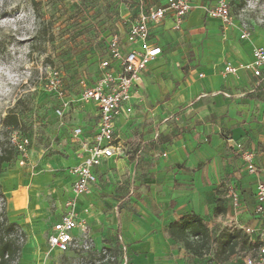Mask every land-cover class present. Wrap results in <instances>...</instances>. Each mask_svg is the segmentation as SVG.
I'll list each match as a JSON object with an SVG mask.
<instances>
[{
  "label": "crops",
  "instance_id": "obj_1",
  "mask_svg": "<svg viewBox=\"0 0 264 264\" xmlns=\"http://www.w3.org/2000/svg\"><path fill=\"white\" fill-rule=\"evenodd\" d=\"M203 3L194 0L181 29L173 28L171 17L151 26L150 42L163 53L142 74L134 113L117 120L122 152L103 163L90 192L77 196L84 218L75 232L78 244L120 254L103 264H121L124 254L129 264H218L212 250L197 256L171 235L170 224L190 213L205 220L212 237L226 228L260 225L253 212L256 185L264 181V92L251 69L228 75L225 67L250 65L264 43L256 35L243 39L238 25L209 18ZM89 106L91 120L77 126L91 140L99 118L96 104ZM77 126L62 154L45 160L44 171L8 183L12 220L25 210L45 218L36 232L41 239L34 235L38 243L75 197L70 168L85 156L72 136ZM239 143L255 152V172L238 152ZM39 219L35 214V223ZM237 254L223 264H232Z\"/></svg>",
  "mask_w": 264,
  "mask_h": 264
},
{
  "label": "rangeland",
  "instance_id": "obj_2",
  "mask_svg": "<svg viewBox=\"0 0 264 264\" xmlns=\"http://www.w3.org/2000/svg\"><path fill=\"white\" fill-rule=\"evenodd\" d=\"M214 1L204 0L205 12ZM162 2L0 0V158L13 151L11 161L2 163L0 169V222L7 216L21 223L28 233L15 264L100 263L91 258L94 251L89 242L83 247L77 243L67 252L52 249L48 228L43 232L42 243L36 242L34 235L45 218L39 210L33 215L25 210L12 220L8 183L15 177L27 182L34 173L44 171L45 160L62 154L71 143L70 129L91 120L90 102L84 99L83 86L99 71L105 41L112 35L125 36L141 13ZM232 13L229 25H238L241 32L256 35L264 43V0H232ZM9 115H16L19 124L8 125ZM22 137L30 141L24 163L18 153ZM121 145L126 151V144ZM34 197L41 203L39 195ZM35 214L40 218L38 223ZM245 227L236 229H242L249 237L248 244L241 243L232 264L240 263L257 246V234H248ZM36 235L40 240V234ZM116 256L119 258L120 254Z\"/></svg>",
  "mask_w": 264,
  "mask_h": 264
},
{
  "label": "built area",
  "instance_id": "obj_3",
  "mask_svg": "<svg viewBox=\"0 0 264 264\" xmlns=\"http://www.w3.org/2000/svg\"><path fill=\"white\" fill-rule=\"evenodd\" d=\"M194 8V0H165L131 23L125 36L112 35L105 41V56L102 58L96 76L84 83L83 96L86 101L94 102L98 108V126L91 140L84 139V129L77 126L72 130V136L81 141L85 156L80 164L70 168L75 176L73 191L75 197L70 198L66 210L54 222L48 235V244L52 249L67 252L77 242L76 230L84 221L82 213L77 209V196L90 192L98 182V171L103 163L113 156L121 154L117 143L116 126L121 116L131 117L135 111L133 102L142 83V74L149 65L162 53V47L150 42L151 26L162 23L168 17L173 19V28L181 29L185 19ZM209 18L218 19L224 25L233 21L232 0H216L207 9ZM250 33L243 32L242 38H248ZM242 68L252 70L264 92V46H258L253 51V61L248 66H234L228 63L226 74H236ZM30 141L22 137L18 143V153L22 163L28 153ZM237 150L246 162L251 172L257 170L255 152L237 144ZM238 204L237 192L232 194ZM255 207L253 214L259 220L258 228H247L249 234H257L258 247L251 255L246 256L239 264H264V181H259L255 191ZM79 245V244H78ZM117 256L107 255L106 262H115ZM121 264H129L126 254L121 257Z\"/></svg>",
  "mask_w": 264,
  "mask_h": 264
},
{
  "label": "trees",
  "instance_id": "obj_4",
  "mask_svg": "<svg viewBox=\"0 0 264 264\" xmlns=\"http://www.w3.org/2000/svg\"><path fill=\"white\" fill-rule=\"evenodd\" d=\"M105 45V43H104ZM104 47V46H103ZM8 125H18L19 119L16 115H9ZM13 158V151L6 152L0 158V169L4 162H10ZM217 211H221L220 206ZM169 231L173 237L182 241L185 246L197 256H203L213 250L218 264H223L230 257L238 253V249L248 244L249 237L242 229H225L213 238L205 220L194 213L184 215L179 220L174 221L169 226ZM28 233L18 221H11L7 216L0 222V264H15L20 259L23 248L27 242ZM257 246L254 248L256 249ZM243 247V246H241ZM117 252L113 248H104L95 251L91 258L105 261L107 255L116 256Z\"/></svg>",
  "mask_w": 264,
  "mask_h": 264
}]
</instances>
